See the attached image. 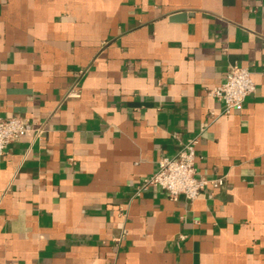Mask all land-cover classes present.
<instances>
[{
    "label": "crops",
    "instance_id": "obj_1",
    "mask_svg": "<svg viewBox=\"0 0 264 264\" xmlns=\"http://www.w3.org/2000/svg\"><path fill=\"white\" fill-rule=\"evenodd\" d=\"M0 116L41 128L0 158V264H264V0H0ZM191 139L223 184L141 190Z\"/></svg>",
    "mask_w": 264,
    "mask_h": 264
},
{
    "label": "built area",
    "instance_id": "obj_2",
    "mask_svg": "<svg viewBox=\"0 0 264 264\" xmlns=\"http://www.w3.org/2000/svg\"><path fill=\"white\" fill-rule=\"evenodd\" d=\"M255 89L251 72L247 67L231 66L223 80L208 94L224 104V111L241 110L246 97ZM33 132L38 135L41 128L32 121L20 116H0V158L5 148L22 135ZM196 140L187 141L173 156H160L157 170L140 181L141 190L153 187L163 189L169 198L176 200L183 195L189 200L195 199L207 186L218 187L223 178L198 177L196 169Z\"/></svg>",
    "mask_w": 264,
    "mask_h": 264
},
{
    "label": "water",
    "instance_id": "obj_3",
    "mask_svg": "<svg viewBox=\"0 0 264 264\" xmlns=\"http://www.w3.org/2000/svg\"><path fill=\"white\" fill-rule=\"evenodd\" d=\"M184 17H185L184 13L174 14L170 16L171 19H184Z\"/></svg>",
    "mask_w": 264,
    "mask_h": 264
}]
</instances>
